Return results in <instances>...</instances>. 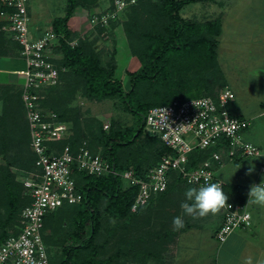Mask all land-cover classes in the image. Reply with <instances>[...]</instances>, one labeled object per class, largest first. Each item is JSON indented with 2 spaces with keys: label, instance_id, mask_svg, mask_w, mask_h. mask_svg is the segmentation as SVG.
<instances>
[{
  "label": "built area",
  "instance_id": "obj_1",
  "mask_svg": "<svg viewBox=\"0 0 264 264\" xmlns=\"http://www.w3.org/2000/svg\"><path fill=\"white\" fill-rule=\"evenodd\" d=\"M135 0H114L113 8L94 13L90 26L109 27ZM30 0H0L2 29L20 46L19 57L25 68L15 70L23 75L21 100L29 134V150L34 156V167L18 174L23 194L29 199L19 212L16 223L0 239V264H51V253L43 238L45 217L65 205L82 201L77 175H115L125 186L138 189L130 211L145 206L153 195L164 192L170 176L195 187L206 183H219L225 192V182L216 175V169L225 161L243 158L258 162V181L264 179V146L246 137L250 126L248 118L231 112L234 91L225 85L216 96H198L183 101L153 106L144 116V128L156 136L170 150L157 164L139 176L132 168L116 170L100 151L93 152L87 140L72 148L69 143L57 149L51 143L68 139L72 133L69 122L44 108L41 99L45 90L61 83L60 74L66 71L56 62L61 53L56 51L61 35L51 25H44L35 33L31 27ZM75 45L77 40L68 41ZM104 121L103 129H109ZM210 150V154L196 166L190 167L189 155L194 150ZM222 220L216 229V238L224 241L236 229L251 225V212L247 205L227 199L220 208Z\"/></svg>",
  "mask_w": 264,
  "mask_h": 264
},
{
  "label": "trees",
  "instance_id": "obj_2",
  "mask_svg": "<svg viewBox=\"0 0 264 264\" xmlns=\"http://www.w3.org/2000/svg\"><path fill=\"white\" fill-rule=\"evenodd\" d=\"M200 1L214 0H159L158 11L160 16L164 19L162 27L158 31L152 33L145 31L136 36L137 45L143 47L142 49H151L148 54L149 62L147 64L142 62L140 69L129 73L131 85L126 91L123 82L114 76V69L105 67L102 64L99 54L92 49L88 41H80L75 45H70L68 43V41L71 40L70 38L73 37L69 22L74 14L75 8L78 6L88 7L94 5L96 0H67L64 15L54 18L50 24L53 31L61 35L56 49V51H60L61 57L56 62L60 67H65L66 71L60 74V84L51 86L45 90L43 98L41 99V105L44 108L55 111L59 119L69 122L72 126L73 133L68 139L52 142L51 145L59 150L62 149L65 144L69 143L72 148L76 149L82 140H87L88 147L93 152L98 151L93 146V141L90 138L87 139L85 136L88 135V133L86 132V134H83L81 129L77 127L74 128L69 117L66 116L65 103L62 104L60 102L62 97H59L62 96L61 91L63 88L60 89V87L64 85L63 83H66V86H68L66 92L68 95L70 94L71 100L74 98L79 88L81 96L89 100L100 101L106 98L117 97L122 101L123 107L127 112H135L136 114L141 113L143 121L149 108L168 104L175 100L183 101L184 99L174 98L162 104L149 106L145 111L142 109H134L128 96L136 85V78L150 79L164 74L165 69L161 68L160 61L163 60L169 52L178 51L180 49H206L209 56V62H207L208 71L203 76L202 94L198 96H216L218 89L226 85L221 84L217 90L214 89L209 91L212 84L218 83V79L219 81L225 82L224 75L216 61L214 38L220 32V22L219 20L191 22L181 17L179 13L185 5ZM135 4L134 2L128 7L134 6ZM114 20L116 19H111L109 21V26ZM3 24L4 20L0 18V56L12 57L17 55L19 57L20 46L12 40L8 32L2 29ZM95 29H100L101 31L106 28L99 26ZM82 39L85 40L84 37ZM73 75H75V77H71ZM166 75H168V73ZM209 77L211 80L208 79ZM14 86L15 85L0 84V102L2 104L0 121L5 117L4 122H0V124H2L0 127L2 131L0 132V150L2 154L4 151L14 146V148H20L21 150L20 153L14 154V160L7 157L5 154L2 155L5 163L0 165V204L4 208V214L0 215V239L6 236L8 230L16 223L15 221L20 210L29 203L28 197L23 194V186L17 179V176L21 174L22 171L30 170L34 167V156L32 155V158L30 157V162L28 154H23L25 152L24 150L29 149L28 129L25 137L23 139H18V137H16L18 134L15 135L13 131H10L8 128V126L14 123L16 126H19L17 125L18 122L25 119L21 100V88L16 90ZM56 103L62 104L64 109L58 110V105ZM231 105L232 103H230V106ZM129 128V126L117 128L110 127L109 131L106 132L101 124L99 125L100 135L96 137V140L99 144L103 145L104 149L103 151L101 150V155L107 159L111 165H114L116 170L121 171L132 167L139 176H143L148 168L157 164L164 154L170 153V150L167 147H165V149L161 148L158 156L152 155V159L154 160L151 164H147V166L144 165L145 161L143 163L135 162L134 164L133 162L127 163L117 159L115 154L116 146L122 144L119 140L121 141L123 132L127 131ZM137 130L138 134L135 135L133 133L131 136L134 138L132 139L133 141L139 135L140 129ZM7 132L10 136L6 135ZM210 152V150H194L189 155V166H196L205 159ZM13 168H19L21 170L16 172ZM172 181L182 180L176 173H172L169 184ZM77 182L79 190L82 193V201L74 205H65L59 210L51 213L54 214L64 209L68 210L66 208L72 209L70 210V214H72L74 229L67 235L63 242L61 259L58 264H103L99 259L95 258L93 252L83 259H77L80 251L97 248L95 238L101 228V211L98 205L104 200V214L112 219H123L127 217L129 213H134L130 211V208L138 189L132 186H125L120 177L111 174L96 176L80 172L77 175ZM145 206L140 207L136 212H139ZM67 212L64 211L65 214ZM48 216L45 217L43 229V238L46 244L45 229L48 223V221L46 222ZM48 250L50 252L49 246ZM51 264H53L52 254Z\"/></svg>",
  "mask_w": 264,
  "mask_h": 264
},
{
  "label": "rangeland",
  "instance_id": "obj_3",
  "mask_svg": "<svg viewBox=\"0 0 264 264\" xmlns=\"http://www.w3.org/2000/svg\"><path fill=\"white\" fill-rule=\"evenodd\" d=\"M242 1L243 0H241V2ZM251 1L254 4L250 5V8L255 9L256 7L258 10L249 15L248 19L264 22V4L262 2L264 0ZM230 2L240 4L238 0H230ZM55 3L58 5V8H56L54 14L59 16L64 15L63 11L67 6V0H55ZM135 3L134 6L128 7L123 12H119V17L112 21L110 26L106 27V29L100 31V29L92 28L89 22V30H86L83 33L84 35H82L85 40L81 38L80 32L82 30L77 29V31L72 29V32H75V37L70 38L71 40H77V42L88 41L92 49L98 52L102 64L105 67L114 69V76L123 82L126 91L131 85L129 73L140 69L142 62L144 64L149 62L148 54L151 49H142L143 47L137 45L136 36L145 31L152 33L160 30L164 20L158 11L159 0H136ZM213 3L209 1H201L187 4L179 11V13L181 17H185L184 19L191 22H196L199 19H201L200 21H203L209 18L211 13H216V7L215 5H212ZM113 5L114 0H96L94 5L88 7L78 6L75 10L78 15L80 12H84L86 18L89 20L92 14L97 13L95 10L101 9L102 12L109 7L113 8ZM231 52H234L233 57H237V59H242L244 57V49H231ZM13 57L18 56L14 55ZM1 60L6 62V59ZM207 62H209V56L206 49H180L178 51L169 52L164 59L160 61V66L162 69H165V73L156 78H136V85L128 96V99L133 104L134 109H142L145 111L149 106L162 104L174 98L184 100L194 98L202 94L203 76L208 71ZM249 64L250 63L247 62L246 58V60L237 68L241 74L244 73V77H250L253 75L250 74L247 76V65ZM2 65H4V63ZM20 67H22V65H20ZM172 71L176 73H173ZM225 71L227 74H224V77L229 84L228 86L238 92V89L241 87L239 83L238 87L236 85V80L234 79L235 81H233L228 75L229 67L227 70L225 69ZM167 73L169 76L166 75ZM4 75L6 74L3 73L2 76ZM15 75V77L21 78L19 74ZM165 75L166 78L164 79ZM71 77H75V75ZM208 79L211 80L210 77ZM17 82L18 80L15 81L16 84ZM219 82L222 81H219L218 79V83L212 84L209 91L214 89L217 90L221 84H226V81L222 83ZM0 84H2V82H0ZM63 84L64 85L60 87V89L63 88L61 91L62 96L59 97H62L60 102L62 104L65 103L66 116L69 117L74 128L77 127L81 129L83 134H86V132L88 133V135L85 136L87 139L90 138L93 141V146L96 150L101 152V150L103 151L104 149L103 145L99 144L96 140V137H99L100 135L99 125H103L104 121L110 124L109 129L110 127H130L127 131L123 132L122 139L121 141L119 140L122 144L116 146L115 149L117 159L123 160V162H133L135 164V162L143 163L145 161L144 165L147 166V164H151L154 160L152 159V155L158 156L160 149H165V145L157 137L150 135L145 130L143 124L144 120L142 121L141 113L136 114L135 112H127L119 98H106L100 101L89 100L81 96L79 88L75 93L74 98L71 100L70 94L68 95L66 92L68 86H66V83ZM56 104L58 105V110L64 109L62 104ZM1 107L2 106L0 105V114L2 112ZM230 108L232 112L239 116H241V114L247 116L245 113H241L234 103H232ZM4 120L5 117L1 119L2 122H4ZM24 120L18 122L17 125L19 126H16L15 123L8 126L10 131H13L15 135L18 134L16 135L18 139H23L27 133L28 128L26 126V120ZM1 126L2 124H0V127ZM109 129L104 130L108 132ZM137 129H140V132L137 138L133 141L132 139L134 138L131 136L133 133L135 135L138 134ZM0 132L2 131L0 130ZM6 135L10 136L8 132ZM14 147L4 151L5 153L3 152V154L12 158V160L15 158L14 154H17L18 152L20 153L21 151L20 148L16 149ZM24 151L25 152L22 153L24 155L28 154L29 161L31 162V151H29V149ZM3 154L0 150V165L5 163L2 158ZM246 159L250 161L253 160L249 158H243L242 160L246 162L248 161ZM235 164L234 161H225L222 167L218 168L216 171V175L219 178H227L229 175H234ZM13 169L16 172L21 170L19 168ZM104 203L105 201L103 200L102 203L98 205V208L101 211V228L95 238L97 248L80 251L77 259H83L93 252L95 258L99 259L103 264H130L133 261V258L139 255L137 251L138 243L140 241L145 243L144 240L148 238V233L150 234L151 232L145 222V214L141 210V212L129 213L128 216L123 219H112L104 214ZM66 209L69 211L65 209L60 210L46 218V222L48 221V223L45 229V238L53 256V264H58L60 262L63 242L67 235L74 229L72 214H70V210L72 209ZM64 211L68 212L65 214ZM3 214L4 208L0 204V215Z\"/></svg>",
  "mask_w": 264,
  "mask_h": 264
},
{
  "label": "crops",
  "instance_id": "obj_4",
  "mask_svg": "<svg viewBox=\"0 0 264 264\" xmlns=\"http://www.w3.org/2000/svg\"><path fill=\"white\" fill-rule=\"evenodd\" d=\"M238 1L240 4L230 0L209 1L214 2L212 5H215L216 13H211V16L203 21L220 22V32L214 37L216 61L223 75L227 74L225 69L229 67L228 75L241 87L238 92L232 89L236 95L232 103L241 113L247 115L241 114L242 117L250 120L246 137L264 146V22L248 19L249 15L258 10L256 7L250 8V5L254 4L251 0ZM262 2L264 4V1ZM57 6L55 0H30L31 27L35 33L44 25H50L54 18L61 17L54 14ZM95 11L98 13L101 9ZM85 18L84 12L78 15L75 10L69 22L73 30H82L81 38L83 33L89 30V20ZM200 20L197 22H203ZM74 33L73 31L72 36ZM231 49H244V57H233L234 52L232 53ZM246 58L250 63L247 65V76L253 74L250 77H244V73L241 74L237 69ZM1 59H6V62ZM24 68L25 63L20 57L0 56V82L16 85L14 87L19 89L24 77L20 74L21 78L15 77V70ZM3 73L6 75L2 76ZM225 81L226 85H229L227 80ZM241 160H234V175L220 178L225 182L224 189L228 200L245 204L249 208V227L236 229L226 240L219 241L216 238V229L222 220L219 209L203 217L183 215L184 227L176 230L172 223L173 217L182 214L180 205L185 200L184 193L188 187L195 186L182 181H172L166 191L153 195L142 209L151 232L144 240L145 243H138L139 255H133L135 258L130 264H264V206L247 204L250 186L258 181V164L254 160Z\"/></svg>",
  "mask_w": 264,
  "mask_h": 264
},
{
  "label": "clouds",
  "instance_id": "obj_5",
  "mask_svg": "<svg viewBox=\"0 0 264 264\" xmlns=\"http://www.w3.org/2000/svg\"><path fill=\"white\" fill-rule=\"evenodd\" d=\"M251 171V169H249ZM181 202L182 214L173 217L172 223L176 230L184 227L183 215L206 216L217 212L228 197L219 183H206L199 187H188ZM264 206V179L259 184H252L248 191L247 204Z\"/></svg>",
  "mask_w": 264,
  "mask_h": 264
}]
</instances>
